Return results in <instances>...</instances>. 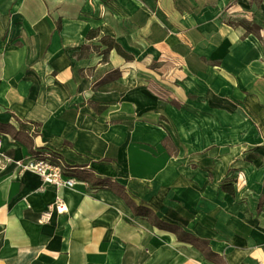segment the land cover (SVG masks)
I'll list each match as a JSON object with an SVG mask.
<instances>
[{"label":"crops","instance_id":"1","mask_svg":"<svg viewBox=\"0 0 264 264\" xmlns=\"http://www.w3.org/2000/svg\"><path fill=\"white\" fill-rule=\"evenodd\" d=\"M102 36L132 59L102 61ZM30 148L79 183L20 171ZM93 181L224 264H264V0H0V264H214Z\"/></svg>","mask_w":264,"mask_h":264},{"label":"trees","instance_id":"2","mask_svg":"<svg viewBox=\"0 0 264 264\" xmlns=\"http://www.w3.org/2000/svg\"><path fill=\"white\" fill-rule=\"evenodd\" d=\"M250 1L252 2V0ZM257 2H260V0H258ZM229 25L233 27H241L245 30V34H244L245 36L252 34L258 40H260L259 27H257L256 25L250 22H247L246 20H241L236 23H229ZM98 36H99L98 30H90L86 38L87 40H92V39L97 38ZM99 43L105 46V50L102 53V61L107 60L106 54L111 50L115 51L119 56H121L123 59L127 61L132 59V57L128 55L127 53H125L123 49L109 36L100 37ZM97 49L98 47L96 46H89V45L82 46L80 48L78 57L87 56V54L90 53V51L97 50ZM102 109L103 108L98 107L96 108V112H100ZM34 126L36 127V125ZM2 127L3 129H5V131L7 130V132H4V133L9 134L14 140L20 141L27 147L30 146L31 136H35L37 134V132L34 131L31 136H25L21 130L15 131L10 126H2ZM19 137H24V138L21 139ZM163 145L167 146V140L163 141ZM30 151L31 153L33 152L31 148H30ZM169 152L172 153L171 151ZM84 179H87V178L84 177ZM93 182L96 183L97 185L109 187L118 197H120L125 202V204L129 207V209L132 211V213L135 216H141V217L147 218L150 221V223L157 229L168 231V232L175 234L179 242L187 243L195 247L199 252H201L205 256L207 261H210L214 264H224L223 261H219L215 259V256L210 252L209 247L205 241H202L198 238H194L193 236L186 234L185 232L181 230V228L177 226H171L169 224H166L158 220L150 210L145 209L143 207L136 206L131 201V199L124 193L123 188H121L120 186L114 183H110L109 181H93ZM223 189L227 190L226 187H223ZM230 193L232 192L230 191Z\"/></svg>","mask_w":264,"mask_h":264},{"label":"built area","instance_id":"3","mask_svg":"<svg viewBox=\"0 0 264 264\" xmlns=\"http://www.w3.org/2000/svg\"><path fill=\"white\" fill-rule=\"evenodd\" d=\"M34 131H36V127L33 126L32 133ZM18 168L20 171H30L36 174L44 184L51 185L58 190L72 189L79 183L76 177L71 174L75 168H67L61 158L50 149L34 150L18 164ZM65 210L63 199L57 196L48 209L43 212L42 218L48 221L54 211L64 213Z\"/></svg>","mask_w":264,"mask_h":264},{"label":"rangeland","instance_id":"4","mask_svg":"<svg viewBox=\"0 0 264 264\" xmlns=\"http://www.w3.org/2000/svg\"><path fill=\"white\" fill-rule=\"evenodd\" d=\"M252 1H254V2H257L258 0H252ZM251 4V3H250ZM257 5V4H256ZM237 22L239 21V20H236ZM235 21V22H236ZM227 22H232V21H230V20H227ZM233 23V22H232Z\"/></svg>","mask_w":264,"mask_h":264}]
</instances>
